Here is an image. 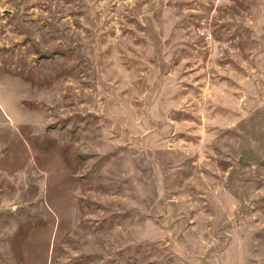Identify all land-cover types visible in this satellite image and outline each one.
<instances>
[{
	"label": "rangeland",
	"instance_id": "obj_1",
	"mask_svg": "<svg viewBox=\"0 0 264 264\" xmlns=\"http://www.w3.org/2000/svg\"><path fill=\"white\" fill-rule=\"evenodd\" d=\"M0 264H264V0H0Z\"/></svg>",
	"mask_w": 264,
	"mask_h": 264
}]
</instances>
